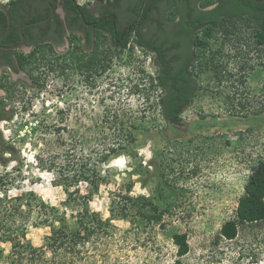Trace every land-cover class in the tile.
I'll return each instance as SVG.
<instances>
[{
	"label": "rangeland",
	"instance_id": "374dc122",
	"mask_svg": "<svg viewBox=\"0 0 264 264\" xmlns=\"http://www.w3.org/2000/svg\"><path fill=\"white\" fill-rule=\"evenodd\" d=\"M7 1L0 0V5ZM254 31L245 21L235 22L227 38L197 52L193 70L200 76L201 90L183 114L182 127L168 126L156 109L162 90L150 88L156 71L153 56L133 37L123 50L99 46L91 62L66 63L68 57L60 54L31 56L21 75L4 74L0 99L7 97L12 120L2 122L0 131L16 145L23 166L0 165V178L13 181L11 196L31 192L70 224L85 212L87 203L78 198L87 195L90 186L72 188L79 192L69 197L54 173L36 163V154L48 156L40 139L57 137L53 131H37L39 124L66 127L67 150L78 154L86 127L100 121L108 109L119 115V122L159 128L162 134L155 141L152 132L144 135L148 140L137 156H122L104 168L107 175L88 209L103 221L111 220L106 232L85 230L77 247L54 254L45 245L50 225L60 227L52 219L49 225L30 227L25 240L43 250L14 255L11 243L0 242V264H178L173 233L188 235L190 251L181 264H264V221L241 227L233 241L219 236L222 225L236 218L253 167L264 161V46L256 44ZM78 56L76 51L69 57ZM107 59L109 67L102 71ZM59 110L65 112L63 121ZM168 185L177 195L160 192ZM138 197L160 211L158 199L166 198L161 223L136 217L144 207ZM112 208L121 214L130 208L132 216L119 219ZM37 216L38 209L32 208V217Z\"/></svg>",
	"mask_w": 264,
	"mask_h": 264
},
{
	"label": "trees",
	"instance_id": "16d2710c",
	"mask_svg": "<svg viewBox=\"0 0 264 264\" xmlns=\"http://www.w3.org/2000/svg\"><path fill=\"white\" fill-rule=\"evenodd\" d=\"M108 1L111 7L131 15L124 43L120 49H125L129 39L133 37L143 51L153 56V66L156 71L150 77V88L162 90L156 109L170 127L183 126L182 116L201 90L200 76L193 70L194 63L199 57L198 51L209 48L211 41L218 42L221 38H227L229 26L242 21L253 25L256 44L264 46V0ZM1 15L3 16V13ZM29 57V55L22 57L24 62L19 63V69H25ZM108 62V59L102 62V71L108 69ZM3 87L0 83V88ZM5 100L7 97L0 99V124L12 120L10 111L6 110ZM64 114L62 110L57 112L62 121L65 119ZM38 130L53 131L57 137L40 139V145L46 148L48 156L45 159L44 153L36 154V163L54 173L55 182L60 183L69 197L79 192L77 189L71 192V189L79 188L82 183H88L90 191L87 195L78 198L87 203L86 210L73 219L74 224H70L66 217L59 215L57 208L48 207L42 199L31 192L11 196L12 189L9 187L13 186V181L7 176L1 177L0 242L11 243L14 255L22 250H29L33 254L43 250L35 248L31 242L25 240L30 227L49 225L52 219H56L60 227L54 228L50 225L52 233L46 237L45 245L54 254L77 247L84 239L82 232L85 230L90 231V234L97 231L106 232L112 224L111 220L103 221L97 214H90L88 209L94 194L99 193L101 183L107 175L108 171L104 168L109 167L114 160L122 156L128 158L137 156L138 150L143 148L148 140L144 135L152 132L151 140L155 141L161 138L162 134L159 128L150 129L136 123L119 122V115L113 114L110 109L104 113L100 121L97 120L86 127L85 135L80 142L81 154L76 153L72 148L67 150L68 139L63 136L66 127H53L42 123L39 124ZM11 163H21L20 168L23 166L16 145L7 141L0 131V165L9 167ZM139 182L145 186L144 181ZM160 192L177 195V191L169 185L161 186ZM126 198L132 201L130 197ZM136 201L143 202L142 206H144L138 209L137 218L148 223H161L168 207L166 198L158 199L163 208L161 211L158 205H152L142 197H138ZM32 208L38 209L36 219L32 217ZM124 210L121 214L112 208L111 212L119 219H128L132 216L128 215L130 208ZM89 216L93 221L89 222ZM263 221L264 161H259L253 167L244 186V194L238 202L236 218L222 225L219 236L233 241L238 237L241 227L256 225ZM172 240L177 247L179 258L177 263L181 264V259L190 251L188 235L173 233ZM3 253L0 247V256H3Z\"/></svg>",
	"mask_w": 264,
	"mask_h": 264
},
{
	"label": "flooded vegetation",
	"instance_id": "af4514ba",
	"mask_svg": "<svg viewBox=\"0 0 264 264\" xmlns=\"http://www.w3.org/2000/svg\"><path fill=\"white\" fill-rule=\"evenodd\" d=\"M4 6L11 26L3 37L8 16L0 10V80L4 74L21 75L19 63L24 62V56L43 59L60 54L68 57L66 63H85L92 60L101 45L120 49L131 20L130 13L111 7L108 0L86 4L78 0H9ZM76 51L79 56L70 58Z\"/></svg>",
	"mask_w": 264,
	"mask_h": 264
},
{
	"label": "water",
	"instance_id": "95a60500",
	"mask_svg": "<svg viewBox=\"0 0 264 264\" xmlns=\"http://www.w3.org/2000/svg\"><path fill=\"white\" fill-rule=\"evenodd\" d=\"M0 10L4 11L7 16H8V26H7V30H6V33L3 35V37H5V35L7 34V32L9 31L10 29V26H11V17H10V14L8 13V10L7 8L4 6V5H0ZM17 47H10L8 49H16Z\"/></svg>",
	"mask_w": 264,
	"mask_h": 264
}]
</instances>
